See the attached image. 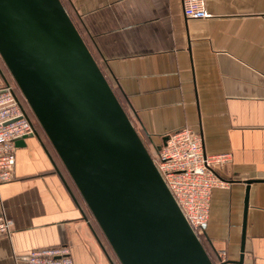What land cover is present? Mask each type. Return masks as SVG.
Instances as JSON below:
<instances>
[{
  "label": "crops",
  "instance_id": "crops-1",
  "mask_svg": "<svg viewBox=\"0 0 264 264\" xmlns=\"http://www.w3.org/2000/svg\"><path fill=\"white\" fill-rule=\"evenodd\" d=\"M60 1L149 149L187 127L206 154L230 153L204 240L214 260L264 264V0H205V19L185 18L182 0ZM15 146L0 264L59 245L73 264H119L42 129Z\"/></svg>",
  "mask_w": 264,
  "mask_h": 264
},
{
  "label": "water",
  "instance_id": "water-1",
  "mask_svg": "<svg viewBox=\"0 0 264 264\" xmlns=\"http://www.w3.org/2000/svg\"><path fill=\"white\" fill-rule=\"evenodd\" d=\"M0 57L120 264H213L60 0H0Z\"/></svg>",
  "mask_w": 264,
  "mask_h": 264
},
{
  "label": "built area",
  "instance_id": "built-area-1",
  "mask_svg": "<svg viewBox=\"0 0 264 264\" xmlns=\"http://www.w3.org/2000/svg\"><path fill=\"white\" fill-rule=\"evenodd\" d=\"M187 19L210 16L205 0H182ZM0 185L13 179L15 143L36 129L21 107L10 84L0 86ZM155 167L173 196L183 217L201 241L208 224L212 190L227 186L219 175L231 162L230 153L206 154L199 133L184 127L167 134L157 149L148 150ZM12 232L10 219L0 215V238ZM26 264H73L68 246L59 245L30 251L21 257ZM214 264H227L225 253L217 252Z\"/></svg>",
  "mask_w": 264,
  "mask_h": 264
},
{
  "label": "trees",
  "instance_id": "trees-1",
  "mask_svg": "<svg viewBox=\"0 0 264 264\" xmlns=\"http://www.w3.org/2000/svg\"><path fill=\"white\" fill-rule=\"evenodd\" d=\"M92 54V53H91ZM0 72H1V67H0ZM4 79V78H3ZM4 83L5 84H11L10 83V81L9 80H6V79H4ZM16 85V84H15ZM17 87V86H16ZM15 95H16V97H17V99H18V101H19V103H20V105H21V107L23 108V110L25 111V113L27 114V116H28V118L30 119V121L33 123V119H35V117H34V115L32 114L31 115V113H30V111H29V109H28V105H27V103H25V101L23 100V96H22V94H21V96L19 95V91H18V89L17 88H15ZM22 99V100H21ZM35 121H36V119H35ZM33 125L35 126V129H36V133H37V127H38V122L36 121V123H33ZM40 127V126H39ZM41 128V127H40ZM140 135V134H139ZM140 137H141V140H142V142L144 143V145H145V147L147 148V141L145 140V138H143L141 135H140ZM96 222H94L93 221V219H92V221H91V225H93V226H95L96 227V229L97 230H99L100 231V233L102 234V231L100 230V228H99V226L97 225V223L95 224ZM99 229H98V228ZM96 232V231H95ZM103 235V234H102ZM99 236V235H98ZM104 236V235H103ZM105 238V237H104ZM106 240V239H105ZM102 242V241H101ZM107 242V241H106ZM201 243H202V245H203V247L205 248V250L207 251V253H208V255H209V249H208V246H207V244H206V242H205V240L203 239V240H201ZM102 245H103V248L105 249V251L109 254V252H108V249L106 248V245H104L103 244V242H102ZM107 245H108V243H107ZM109 246V245H108ZM109 248H110V246H109ZM110 250H112L111 248H110ZM113 252V251H112ZM114 254V253H113ZM110 255V254H109ZM115 255V254H114ZM209 257H210V259H211V261L214 263V259L212 258V256L211 255H209ZM120 264V263H119Z\"/></svg>",
  "mask_w": 264,
  "mask_h": 264
},
{
  "label": "rangeland",
  "instance_id": "rangeland-1",
  "mask_svg": "<svg viewBox=\"0 0 264 264\" xmlns=\"http://www.w3.org/2000/svg\"><path fill=\"white\" fill-rule=\"evenodd\" d=\"M0 67H1V76H2L4 79L9 80L10 83H11L10 85H12V86L14 87V89H15V88L18 89V87H16L17 85H15L16 83L14 82V80H13L12 76L10 75L8 69L6 68L5 64L3 63L1 57H0ZM18 91H19V95L21 96V92H20L19 89H18ZM21 97H22V96H21ZM22 98H23V97H22ZM21 100H22V99H21ZM23 100L25 101L24 98H23ZM25 103H27V102L25 101ZM27 105H28V104H27ZM27 107H28V109H29V111H30V113H31V115H32V112H31L29 106H27ZM33 120H34L33 123H36L35 119H33ZM39 128H40V127H39V125H38L37 129H39ZM147 149L150 150L148 147H147ZM101 235H102V234H101ZM202 240H203V239H202ZM102 242H103L104 245H106V248L108 249L109 254H110V255H114L113 252H112V250H110L109 246L107 245V242H106V240H105V238H104L103 235H102ZM212 257H213V256H212ZM214 263H215V260H214ZM214 263H213V264H214Z\"/></svg>",
  "mask_w": 264,
  "mask_h": 264
}]
</instances>
